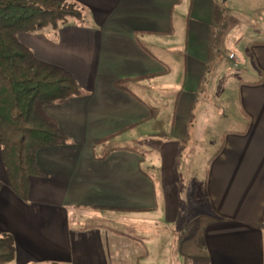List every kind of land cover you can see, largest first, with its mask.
<instances>
[{"label":"crops","instance_id":"obj_1","mask_svg":"<svg viewBox=\"0 0 264 264\" xmlns=\"http://www.w3.org/2000/svg\"><path fill=\"white\" fill-rule=\"evenodd\" d=\"M71 1L80 19L18 35L82 94L44 107L70 142L36 152L41 175L25 201L0 157V236L16 248L8 264H171L151 258L164 254L157 227L174 213L168 186L179 182L180 144L206 139L221 150L203 173L199 254L181 264H264V31L221 20L219 0ZM236 30L242 71L229 79L223 50ZM205 88L214 108L197 104ZM160 90H171L168 103Z\"/></svg>","mask_w":264,"mask_h":264},{"label":"trees","instance_id":"obj_2","mask_svg":"<svg viewBox=\"0 0 264 264\" xmlns=\"http://www.w3.org/2000/svg\"><path fill=\"white\" fill-rule=\"evenodd\" d=\"M81 16L71 0H0V157L10 189L24 201L31 179L41 175L36 152L70 142L44 107L64 104L82 91L68 72L37 59L18 35ZM128 82L117 81L115 87L126 91ZM15 254L14 238L1 235L0 264L12 262Z\"/></svg>","mask_w":264,"mask_h":264},{"label":"rangeland","instance_id":"obj_3","mask_svg":"<svg viewBox=\"0 0 264 264\" xmlns=\"http://www.w3.org/2000/svg\"><path fill=\"white\" fill-rule=\"evenodd\" d=\"M218 6L221 8L219 11L221 20L226 21L229 25L242 23V25L246 24L252 29L255 28L264 31V0H219ZM243 28H245V26ZM214 32L220 33L221 29H215ZM240 32V30H236L229 34L228 42L225 44L223 50L225 55H228L229 52L233 55L238 54L239 48L236 47L234 38ZM263 35L264 34H262V37H264ZM229 69L230 72L227 75L229 79L236 77L238 73L242 71V67H234L231 61ZM170 92L171 90H160L161 95L158 94V96L164 98L168 103V99L170 100L172 98ZM205 101L209 102L214 108L213 92L207 93L206 88L200 93L197 104ZM212 111L214 114L213 109ZM170 116V111L165 110L164 116L162 117L165 124L168 123ZM226 124V126H231L230 122ZM203 128L204 126H198L197 130ZM160 141H162V139H152V137H149L145 143L150 147L157 148L158 145L160 146ZM216 150L213 142L209 139H206L202 144L194 143L191 140H187L180 144L178 153L181 161V169H178L179 182L174 185V188L168 186V194L166 193L169 200L170 198L172 200L175 199L173 207L174 213L169 222L167 221L164 226L158 224L157 227L158 231L162 230L165 232V238L162 239V241L160 240L161 242L158 245L164 249V254H157L151 256V258L163 256V258L169 259L171 264H181L180 256L182 254H188L189 256H197L199 254L195 245L196 243L198 247L200 245L199 231L201 229L202 218H204L205 214L208 215L206 213L208 207L203 203L204 198L202 197L203 173L206 168V162ZM190 164L193 166L188 169ZM160 186L162 187V185L158 183L157 192L160 190ZM118 229H121V227H118ZM122 230H124V228ZM90 241H96L95 233L90 237ZM152 262H156V260L151 259L150 263ZM12 264L17 263L13 262Z\"/></svg>","mask_w":264,"mask_h":264},{"label":"built area","instance_id":"obj_4","mask_svg":"<svg viewBox=\"0 0 264 264\" xmlns=\"http://www.w3.org/2000/svg\"><path fill=\"white\" fill-rule=\"evenodd\" d=\"M228 58L231 60V61H233V65L234 66H237V59H236V56L235 55H233V54H229V56H228Z\"/></svg>","mask_w":264,"mask_h":264},{"label":"water","instance_id":"obj_5","mask_svg":"<svg viewBox=\"0 0 264 264\" xmlns=\"http://www.w3.org/2000/svg\"><path fill=\"white\" fill-rule=\"evenodd\" d=\"M223 1H225V0H223Z\"/></svg>","mask_w":264,"mask_h":264}]
</instances>
